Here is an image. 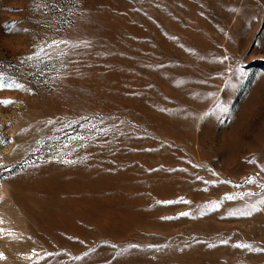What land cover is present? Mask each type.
<instances>
[{
	"label": "rangeland",
	"instance_id": "rangeland-1",
	"mask_svg": "<svg viewBox=\"0 0 264 264\" xmlns=\"http://www.w3.org/2000/svg\"><path fill=\"white\" fill-rule=\"evenodd\" d=\"M0 76V264H264V0H0Z\"/></svg>",
	"mask_w": 264,
	"mask_h": 264
},
{
	"label": "snow or ice",
	"instance_id": "snow-or-ice-1",
	"mask_svg": "<svg viewBox=\"0 0 264 264\" xmlns=\"http://www.w3.org/2000/svg\"><path fill=\"white\" fill-rule=\"evenodd\" d=\"M28 59H31V57H28ZM10 87L23 88V85L16 84L15 82L7 83V82H5V80L3 79V77L0 76V89L10 88ZM13 102L14 101H0V104H8V103H13ZM6 142H8L6 139L0 138V144L6 143Z\"/></svg>",
	"mask_w": 264,
	"mask_h": 264
}]
</instances>
